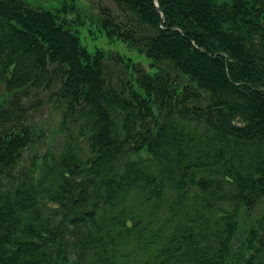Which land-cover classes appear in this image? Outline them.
I'll list each match as a JSON object with an SVG mask.
<instances>
[{
    "label": "trees",
    "instance_id": "1",
    "mask_svg": "<svg viewBox=\"0 0 264 264\" xmlns=\"http://www.w3.org/2000/svg\"><path fill=\"white\" fill-rule=\"evenodd\" d=\"M78 1L0 0V264H264V0ZM83 16L154 71L89 52Z\"/></svg>",
    "mask_w": 264,
    "mask_h": 264
},
{
    "label": "rangeland",
    "instance_id": "2",
    "mask_svg": "<svg viewBox=\"0 0 264 264\" xmlns=\"http://www.w3.org/2000/svg\"><path fill=\"white\" fill-rule=\"evenodd\" d=\"M39 4L42 3L48 8L57 7L59 0H35ZM81 5L82 15H93L96 16L99 13L100 6H108L113 13H117V8L111 0H79ZM157 3V2H156ZM66 17L71 19L74 17V14L67 13ZM84 17V16H83ZM86 18V20H85ZM90 17H84V25L78 26V35L80 38V43L83 45L89 52H93L96 48H101L106 52H116L125 58H129L134 62L140 63L148 72H153L154 70L150 66L151 60L147 58L143 53H139L135 49L128 47V45L120 40L109 39L102 31L97 28V24L94 19H89ZM48 91L43 92L42 100L40 103H37L33 114V120L39 126H42L47 130V135L42 144L38 145L39 152L49 151L50 153H56L60 151L63 146L65 138L62 134L57 132V128L60 120V112L54 106L52 102H48ZM73 143L76 145L75 152H77L82 158L87 156V143L83 138H76L73 140ZM28 156L25 155V158ZM262 210V205H258L250 212L245 210L241 213L238 219L239 223V233L234 238L233 242H237V239H243L245 236V229L249 227L255 221V218ZM145 238L143 239V241ZM124 243V242H123ZM134 241H130L128 244L121 247L122 252L125 253L127 250L133 249ZM141 249L135 250V252ZM146 250V249H143ZM124 255V254H122ZM121 255V256H122ZM138 255H140L138 253ZM69 260H72L74 254L69 252ZM125 255L123 256V258Z\"/></svg>",
    "mask_w": 264,
    "mask_h": 264
},
{
    "label": "water",
    "instance_id": "3",
    "mask_svg": "<svg viewBox=\"0 0 264 264\" xmlns=\"http://www.w3.org/2000/svg\"><path fill=\"white\" fill-rule=\"evenodd\" d=\"M153 2H154V4H155V7H156V9L158 10L159 14L161 15V20L163 21V19H164V15H163L162 11H161V10H159V8H158V5H157L156 1H155V0H153Z\"/></svg>",
    "mask_w": 264,
    "mask_h": 264
}]
</instances>
